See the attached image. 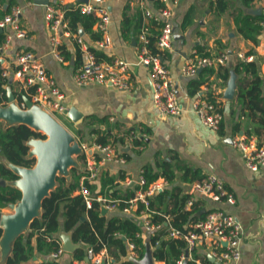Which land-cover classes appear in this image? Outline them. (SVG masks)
<instances>
[{
    "label": "crops",
    "instance_id": "0c3cea01",
    "mask_svg": "<svg viewBox=\"0 0 264 264\" xmlns=\"http://www.w3.org/2000/svg\"><path fill=\"white\" fill-rule=\"evenodd\" d=\"M78 1L50 0L49 3L73 4ZM213 1L177 0L168 4L172 12L173 32L170 48L167 50L170 55L162 61L168 68L183 108L178 116L163 113L154 107L149 71L139 61L137 54L138 40L135 37L127 40L122 36L121 19L126 7L127 14L131 17L138 9L142 11V7L156 12L159 0H143V2L106 0L105 2L111 15L109 24L111 45L101 50L107 58L119 57L127 61L128 77L132 84L130 89H119L105 83L76 85L73 75L80 64L77 44L72 36L63 37L61 53L66 62L58 61L50 51L48 29L44 21L45 6L34 4L33 0H0V9L4 11L11 6L21 8L20 22L28 31L26 37L12 36L7 50L0 55V67L2 71L13 68L14 54L20 49L34 52L64 93V102L75 106L82 113L79 123L66 118L71 127L62 121L68 129L89 144L94 143L92 140L95 138V134L90 130L96 127L100 129L107 127L111 135L122 136L125 139L124 143L114 145L117 154L125 161L102 163L96 177L89 183L92 192L101 193L100 191L108 186L118 192H124L127 187L137 185L144 165L155 168L157 163L162 161L171 163L174 176L173 180L167 183V187L175 192L178 190L191 192L193 181H186L182 176L185 167L197 171L202 177L210 173L215 174L222 179L224 187L234 196V203L213 200L199 193L192 192L191 195L199 209H205L204 213L210 209H221L235 215L242 224L240 258L236 262L225 264H264V169L258 172L250 171L245 166L240 150L231 142L232 136L236 134H246L264 140V130L259 135L246 133V130L257 122L240 115L236 96L231 100L222 97L226 79L223 78L217 64L212 66V72H202L201 75L206 80V83L201 85L202 91L212 90L217 93V99L222 107L220 128L218 130L208 128L191 110L192 96L188 95L186 89L190 77L182 72L187 60L198 55L196 46L201 45L210 56L223 51L228 53L229 50L236 56L238 53L245 55L248 51H252L251 55L259 61V73L264 78V28L258 35L257 42L254 43L240 34L234 20L238 14L264 16V0H228V6L224 10L216 9ZM254 9H259V12L253 13ZM188 15L189 18H186ZM92 28L95 30V25ZM4 32L5 29L0 31V33ZM78 32L86 41L94 43L82 27H79ZM174 35H181L182 38H176ZM132 38L135 39L134 45L131 43ZM65 54L69 59L65 58ZM226 64L228 65V61ZM200 68L201 71L203 67ZM8 79L12 81L10 84L12 90L16 91L14 81ZM262 95H264V84H262ZM102 119L104 121H101ZM237 122H240L241 128L234 131ZM84 125L85 128L82 130L81 127ZM0 126L2 127V121ZM130 129L134 131L125 135ZM134 137H143V144L134 145L132 143ZM90 150L89 154L101 156V153L94 148ZM81 162L82 167L78 172L84 170L83 159ZM110 179L113 180L111 183H109ZM110 190L112 191V188ZM0 210L9 212L10 208L7 205ZM114 213L120 217H131L138 224L143 219L141 214L132 210L107 211L105 214ZM32 244H35L34 237ZM211 245V241L208 240L197 246L195 249L197 258H194L191 251L185 253L186 264H190V261H193L192 264H206L205 257L208 258L210 254ZM71 254L65 252L58 259L60 264H73L74 259ZM129 256L128 247L125 259ZM46 258V254L37 252L30 259L18 264H35L38 261H45ZM209 261L215 264L216 260L209 259ZM154 264L165 263L155 260Z\"/></svg>",
    "mask_w": 264,
    "mask_h": 264
},
{
    "label": "trees",
    "instance_id": "16d2710c",
    "mask_svg": "<svg viewBox=\"0 0 264 264\" xmlns=\"http://www.w3.org/2000/svg\"><path fill=\"white\" fill-rule=\"evenodd\" d=\"M216 9L224 10L228 6V0H214ZM162 3L159 2V6ZM0 9V18L8 11ZM65 16L68 19L69 27L79 33V27L88 33L92 40L98 39L100 34L94 30L97 17L94 14H83L74 4L65 7ZM142 11L138 9L131 17L127 14V7L124 9L121 19L122 36L125 39L135 37L139 39V33L142 29L147 31L146 47L152 54L159 55L162 60L169 57V51L159 49L157 47V39L163 27L162 20L144 17ZM189 18V15L186 16ZM187 20V19H186ZM240 34L252 42H257L258 35L264 28V16L253 14H238L234 17ZM4 39V33H0V42ZM137 45H139V40ZM77 52L79 48L77 46ZM92 50L99 59L111 60L107 58L101 49L92 46ZM196 51L199 56H209V52L203 46L197 45ZM224 52V51H223ZM222 53V52H221ZM248 51L245 55L251 54ZM65 58L69 59L65 54ZM231 67L237 73V90L236 100L239 105L240 115L248 117L257 123L252 128H248L246 133L259 135L264 130V95H262V84L264 78L259 73V61L257 59L246 60L238 58L235 53L231 56ZM80 63V53H79ZM79 66V65H78ZM218 69L222 72L223 78L227 79L230 67L227 64H219ZM212 66H203L202 70L196 76L190 77L187 83V93L189 96H194L201 93L208 101L215 103L222 111L220 102L217 99L218 94L212 90L203 92L201 85L206 83L202 78V72H212ZM0 67V101L6 100V87L12 83L8 77L2 75ZM17 100L21 103L22 92L14 91ZM101 121H104L102 119ZM222 123V121H221ZM221 125V124H220ZM85 125L81 127L83 130ZM240 122L234 126V131L239 130ZM130 129L125 132H133ZM90 132L95 134V143L105 145L107 143L113 146L116 143H124L125 139L122 136L111 135L109 128L100 129L99 127L92 128ZM30 135L42 136L41 133L35 132L24 124H17L3 130L0 126V156H5L10 162L18 165L31 166L34 159L25 158L27 147L24 141ZM143 137H134L132 143L134 145L143 144ZM81 155V159H84ZM97 159L100 158L96 155ZM84 171L78 172L76 169H71V180L66 181L64 177L58 178V185L50 195L43 200L41 216L35 218L30 226L29 231L20 235L14 242L12 254L7 260V264H18L26 261L34 256L35 253L41 252L48 255L50 251L58 247L60 242L59 232H69L73 243L78 244V247L72 252V259L82 260L85 258L87 249H92L94 252H99L102 248L106 250L110 259V264H135L131 260L125 259L128 254V243L132 242L138 248L139 256L142 257L145 250V239L149 240L152 248L154 260L163 261L165 264H176L177 260L185 253L187 243L186 240L179 236H170V227H174L180 233H185L191 229V224L201 218L196 215L199 206L194 201L189 209L186 208V202L189 198V193L182 191H173L170 187H165L160 191L149 196L148 208L143 204H139L135 209L137 214L141 211L150 213V222L154 225L161 226L147 234L143 233L140 224L131 217H120L117 214H101L100 203L96 200L92 202L91 207L87 208L84 199L80 193L76 191L78 188L79 176ZM145 183L143 185H135L127 187L124 192H118L111 186L106 187L100 192L113 198H120L117 203V209L121 210L124 205V199L132 196L135 189H146L151 182L158 178H164L167 182L173 180L174 172L171 168V163L162 161L157 163L154 168L150 165H144L141 171ZM183 179L186 181H196L202 178L197 171L185 167ZM17 176L8 169L0 160V178L11 180ZM113 180L110 179L109 183ZM86 184L91 188V184ZM112 188V191L110 190ZM20 197V191L11 186H0V208L6 207L8 203L15 202ZM82 216L85 218L82 219ZM1 232V231H0ZM122 236L125 239H122ZM35 238V244H32V238ZM196 248L192 254L197 258ZM125 259V260H122ZM206 264H213L205 257ZM193 262V261H192ZM190 261L189 263L192 264ZM43 264H60L58 259H46Z\"/></svg>",
    "mask_w": 264,
    "mask_h": 264
},
{
    "label": "built area",
    "instance_id": "2783aa9c",
    "mask_svg": "<svg viewBox=\"0 0 264 264\" xmlns=\"http://www.w3.org/2000/svg\"><path fill=\"white\" fill-rule=\"evenodd\" d=\"M141 1L143 2V0ZM159 1L162 5L157 8L156 12L142 7V14L144 17L163 21V27L157 39V47L166 50L170 48L173 32L172 12L168 4L175 3L177 0ZM105 2L106 0H88L87 2L78 1V3H73L81 13L94 14L97 17L94 25L100 37L93 40L94 43H89L82 35L75 33L69 27L68 19L65 16V7L71 4L59 2L58 4L48 3L44 5V21L48 29L50 51L58 61L66 62L61 53L62 38L72 36L80 51V64L73 75L76 85L85 86L91 83H105L127 90L132 87L128 77L129 64L127 61L119 57H112L111 60L99 59L92 50V46L105 50L111 45L109 32L111 15ZM20 15L21 8L19 6H11L0 18V28L5 29L4 39L0 42V55L7 50L12 36L26 37L28 35L27 29L20 22ZM138 40L137 54L139 61L149 71L154 107L172 116L180 115L183 108L178 99L175 85L169 76L168 68L164 65L159 55L150 53L146 47L148 41L146 29L141 30ZM237 56L246 60L253 58L251 54L238 53ZM229 58L230 55L226 52L211 56L195 55L187 60L182 72L186 76L191 77L197 73L198 68L215 64H226ZM13 60V68L3 70L2 75L14 81L16 91L22 92L33 103L49 111L56 118V113L62 114L65 95L57 85L54 77L47 72L40 58L30 50L20 49L15 52ZM21 104L23 105V102ZM191 110L208 128L213 130L220 128L222 111L219 110L217 104L208 101L201 93L192 96ZM231 142L240 150L245 166L250 171L258 172L264 169V140L247 136L246 134H236L232 136ZM80 145L85 154L83 159L84 173L79 176V184L76 191L82 195L87 208L91 207L92 202L96 200L107 211L118 210L117 203L120 198H113L103 193L95 194L86 182L90 183L93 181L102 163L106 161L122 163L125 159L117 154L115 147L110 143L105 145L95 142L89 144L81 140ZM92 148L101 153V156L99 155L100 158L97 159L95 155L87 154V150ZM144 183L145 180L140 173L137 185H143ZM167 183V180L160 177L151 182L144 190L135 189L132 196L124 199L125 205L121 210L126 212L135 211L139 204H143L144 207L148 208V197L165 188ZM192 192L203 194L213 200H225L228 203H234V196L224 187L222 179L215 174H207L201 179L192 182L190 196L186 202L187 209L194 202V197L191 195ZM140 214L143 216L141 223H139L143 232L149 233L161 226L160 224H152L149 218L150 213L145 212V210L141 211ZM242 233V224L239 219L235 215L217 208L206 211L203 218L193 222L191 229L185 233H180L174 227H170L169 230L170 236L182 235L186 240L185 253L192 252L194 248L208 240L211 241L210 255L221 264L236 262L240 258ZM58 243V247L50 251L46 259H59L65 253L61 240ZM128 247L132 258H140L138 248L134 243L129 242ZM185 253L177 260L176 264H183L184 258L187 256ZM35 264H43V261H38ZM73 264H110V259L104 248L99 252H94L89 248L85 258L82 260L74 259Z\"/></svg>",
    "mask_w": 264,
    "mask_h": 264
},
{
    "label": "water",
    "instance_id": "95a60500",
    "mask_svg": "<svg viewBox=\"0 0 264 264\" xmlns=\"http://www.w3.org/2000/svg\"><path fill=\"white\" fill-rule=\"evenodd\" d=\"M87 2L88 0H79ZM50 0H33L34 4L46 5ZM258 13L259 9L252 10ZM0 31L2 29L0 28ZM182 38L181 35H174ZM135 44V39H131ZM231 50L228 54H231ZM232 62L228 60L230 67L229 75L226 79L222 97L231 100L236 96L238 75L231 67ZM198 68L197 71H200ZM11 84V83H10ZM23 105L11 86L6 87V102L0 101V121L3 130L8 127L24 124L42 136L30 135L24 141L27 151L25 158L34 159L31 166L18 165L10 162L5 156H0V160L17 177L11 180L0 178V186H11L20 191V197L15 202L8 203L11 211L0 210V264H7L9 256L12 254L16 239L29 231L31 222L41 216L43 200L48 197L58 185V178L64 177L66 181L71 180V169L81 170V155L84 151L80 145L81 137H77L66 125L52 113L43 109L38 104L33 103L26 95H22ZM64 109L62 115L68 120L79 123L82 113L73 105L63 102ZM91 153V150H87ZM201 208L196 212L197 216L204 213ZM107 212L105 207H101V214ZM85 217L82 216V219ZM59 238L62 241V248L65 252H73L78 244L73 243L69 232L60 231ZM122 239H125L122 236ZM145 250L140 258L128 257L127 260L135 264H154L152 248L149 240L145 239ZM225 245V243H224ZM214 261L212 255H208ZM183 264H186L184 260ZM215 264H221L215 261Z\"/></svg>",
    "mask_w": 264,
    "mask_h": 264
},
{
    "label": "rangeland",
    "instance_id": "374dc122",
    "mask_svg": "<svg viewBox=\"0 0 264 264\" xmlns=\"http://www.w3.org/2000/svg\"><path fill=\"white\" fill-rule=\"evenodd\" d=\"M56 116L58 119H60L63 122H66L71 127V124L69 123V121H67L66 118L62 114L56 113ZM9 211H11V210H9Z\"/></svg>",
    "mask_w": 264,
    "mask_h": 264
}]
</instances>
